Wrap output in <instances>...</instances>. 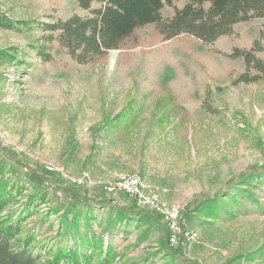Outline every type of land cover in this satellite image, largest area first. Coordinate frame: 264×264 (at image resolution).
I'll return each instance as SVG.
<instances>
[{
	"label": "rangeland",
	"instance_id": "rangeland-1",
	"mask_svg": "<svg viewBox=\"0 0 264 264\" xmlns=\"http://www.w3.org/2000/svg\"><path fill=\"white\" fill-rule=\"evenodd\" d=\"M75 14L87 15L75 0H0V51L18 55L0 60V171L29 183L18 204L44 198L26 228L46 249L72 244L60 219L75 195L79 234L111 243L110 264H264V82L234 85L244 66L228 57L253 46L261 20L213 44L149 26L95 64L57 44L38 57L39 22ZM134 173L181 206L196 242L171 246L155 212L105 190Z\"/></svg>",
	"mask_w": 264,
	"mask_h": 264
},
{
	"label": "trees",
	"instance_id": "trees-1",
	"mask_svg": "<svg viewBox=\"0 0 264 264\" xmlns=\"http://www.w3.org/2000/svg\"><path fill=\"white\" fill-rule=\"evenodd\" d=\"M87 13L75 14L67 19L50 16L39 22L42 36L32 48L45 62L53 60L51 47L57 44L80 65L95 64L104 60L112 51L120 50L134 35L149 26L165 40L186 35L213 44L224 36L234 33L238 24L261 20L258 39L250 49L234 48L228 55L240 59L243 72L233 78L234 85H250L264 82V60L258 53L263 51L264 0H75ZM173 14L165 16L164 8ZM0 25L10 27L5 19ZM17 51H0V60L16 61ZM207 111L213 106L205 104ZM23 184L6 178L0 171V264H110L114 246L105 245L102 236L88 229L79 234L80 198L72 195V204L60 219L64 236L73 239L72 244L46 249L36 240L35 229H28L26 221L38 214L44 198L33 195L24 203ZM58 214L60 209L53 210ZM46 217L49 214H45ZM76 234V236H73Z\"/></svg>",
	"mask_w": 264,
	"mask_h": 264
},
{
	"label": "built area",
	"instance_id": "built-area-1",
	"mask_svg": "<svg viewBox=\"0 0 264 264\" xmlns=\"http://www.w3.org/2000/svg\"><path fill=\"white\" fill-rule=\"evenodd\" d=\"M107 193L128 195L139 209L155 212L169 233V244L173 247L182 237L194 243L199 239L198 232L187 228L182 221L181 206L163 201L158 190L147 186L139 174H120L112 182L105 184Z\"/></svg>",
	"mask_w": 264,
	"mask_h": 264
}]
</instances>
